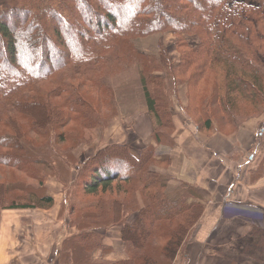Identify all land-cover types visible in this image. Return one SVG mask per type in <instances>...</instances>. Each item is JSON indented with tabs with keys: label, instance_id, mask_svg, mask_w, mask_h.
<instances>
[{
	"label": "trees",
	"instance_id": "trees-1",
	"mask_svg": "<svg viewBox=\"0 0 264 264\" xmlns=\"http://www.w3.org/2000/svg\"><path fill=\"white\" fill-rule=\"evenodd\" d=\"M51 1L26 0L17 7L22 10L0 15V166L14 168L36 181L0 184V208L50 206L53 198L44 194L48 174L64 178L72 190L73 184H82L88 194H94L99 187L107 188L113 181L121 183L118 191L127 194L125 185L132 182L129 199L108 204L110 215L104 213V219L97 220L96 212L82 214L85 220L78 222V234L67 239L75 256V261L73 258L67 264H88L87 253L101 245L100 228L110 226L121 227V239L126 244L128 258L120 264L139 261L147 234L155 232L156 227H151L156 220L171 222L181 217L182 227L166 235L164 254L168 255L162 264H171L187 234L202 217L205 204L193 186L170 184L165 171L170 156L157 155L154 148L144 145L133 153L126 142L93 147L89 155H82V141L65 149L58 144L70 136L82 139L83 135L76 136L69 130L70 124L89 138L95 131L104 130L116 116L113 92L106 80L127 69L129 62L146 61L133 47L140 31L173 33L175 43L165 67L152 69L156 78L165 76L166 69L169 79L186 76L191 95H187L188 103L182 112L196 127L208 130L214 122L220 133L229 136L247 117L260 116L264 110V0H183L182 6L176 5L177 0H55L56 6L50 8ZM154 2L174 9L175 14L170 13L177 20L166 23V13L143 18L154 12L149 7ZM120 6H125L126 11L120 12ZM4 17L14 22L9 24ZM14 23L20 26L13 29ZM73 33L74 38L68 39ZM18 52L26 56L18 58ZM27 57L36 62L35 70L27 65ZM56 60L59 64L49 70ZM211 70L216 77L207 87L202 86L196 98L190 86L201 85L198 80ZM142 71L146 72V65ZM140 74L148 132L158 145L161 138L168 140L174 133L172 103L166 95L153 96L147 89L148 78ZM176 84L169 86L170 94L176 92ZM83 89L94 92L97 99L91 100L95 95H86ZM240 102L251 105L253 112L242 116L236 108ZM83 206L76 198L70 208L79 211ZM144 216L150 224L144 223ZM257 231L250 225L233 239L231 253L225 255L228 264H236L237 260L238 264H249L246 260L264 264L257 259L264 257V235L263 244L245 239ZM236 252L243 257H234ZM142 264L158 262L152 257Z\"/></svg>",
	"mask_w": 264,
	"mask_h": 264
},
{
	"label": "rangeland",
	"instance_id": "rangeland-1",
	"mask_svg": "<svg viewBox=\"0 0 264 264\" xmlns=\"http://www.w3.org/2000/svg\"><path fill=\"white\" fill-rule=\"evenodd\" d=\"M23 1H26V0H0V15L2 12H14L16 10H22L21 8L17 9V7H20ZM54 1L55 0L51 1L50 8H53L56 6ZM134 1H138V0H134ZM182 1L183 0L181 1L177 0V4L176 3L175 4L182 6L184 4ZM149 7L154 12L149 16L143 15V18H149V19L156 18L157 14L158 16H161L163 13H166L168 15L166 23L168 22L169 19L174 22L177 20L176 17H174L170 13L172 12L173 14H175V10L172 9L171 7L166 8V5H163L161 2L151 3ZM119 10L120 12H124L126 11V8L125 6H122V7L120 6ZM170 15H172L173 17ZM129 16H130L129 14L126 15V17H129ZM6 19L7 18L4 17L5 22L9 24H12L14 22L13 19L12 20H6ZM49 23L50 22H48V24ZM18 26L20 25L14 23L13 29H16V27ZM49 27L54 28V24L53 23L51 25L49 24ZM74 33L71 36L68 35L67 36L68 39L74 38L73 37ZM21 37L24 38V36L22 35ZM138 37L139 38H135L133 40V44H134L133 47L141 55L145 56L146 61L135 60V61L129 62L127 63V66H128L127 69H125L124 71H120L119 73H115L111 75L106 80V82L111 87L112 92H113V101H114L113 106L115 107L116 116L114 118L112 117L110 121L107 122L108 124L106 125L104 130L102 128L100 130L95 131V134H93L92 137L90 136L89 138L85 132L78 130L76 126L70 124L68 126L69 130L74 135L76 136L78 135L79 137H82L83 135V137L82 139H79V138L75 139L76 137L70 136L67 139H64L63 142H60V144H58L60 148L65 149L67 147L74 145L75 143L79 141H82L83 144L79 146V148H83L82 155H86V154L89 155L92 153L91 149L93 147H99L103 144H109L115 141H123V142L127 141L126 145L130 147V149L132 148L133 153L136 152L139 147L144 145L145 147L154 148L157 155L171 157V155L174 152L173 144H171V141H174L173 135H170V137L168 136L169 137L168 140L163 141L161 138L160 139L161 144L158 143V145L156 141L155 142L153 141L154 145L145 144L151 141V137L148 132V129H149L148 123L145 118V115L147 114V112L144 113L143 111H141V109L144 108V106L146 105V98H145V93L143 89V83H142L143 81H142V77L140 73L143 72V74H145V78H148L146 82L147 89L152 91L153 96L157 94L168 96L167 100H169V102L172 103V106L170 108V113L172 115V118H173V115H175V113L179 110L178 104L185 107L186 99L188 101L187 95L188 94L191 95L190 92L188 93V82L186 81V76L178 77L180 80H185V81H180L178 79L174 80L175 79L174 77L173 79L172 77H170L169 79L168 74L166 72L167 69L165 70V76L163 75L160 78H156L155 76L156 74H154L155 69H152L154 67H160V65L165 67L167 57L171 56L172 54L171 49L175 43V37L173 36L172 32L170 31L166 32V30L140 31V34ZM20 43H21L20 46L24 49V45H23L24 43L22 41H20ZM2 45H3V39L0 35V50H1ZM24 52H18L16 56L18 58H24V56H26ZM25 60L28 61L27 65H29V68L35 70L36 62L30 61L28 57L25 58ZM49 63L51 64L52 61ZM58 64L59 62L56 60V63L53 66H48L49 70H52L51 68H53L55 65H58ZM144 65H146V72L142 71V68ZM207 72L208 73L206 77L198 80L199 83H202L201 85H197L195 87L190 86V90L193 91L192 93H194L193 95H195L196 98H198V96L201 94V90L204 87H207L208 84H211V82H213L212 80L216 77V75L214 74V71L211 70L210 72L209 71ZM176 82H177L176 87H175L176 92L170 94L168 92L170 91L169 86ZM148 83L150 85H148ZM84 90H86L85 91L86 95H87L86 92H88L90 96L95 95V93L90 91L89 89H83L82 91L84 92ZM96 96L97 95L92 97L91 100L97 99ZM236 108L238 109L237 111L244 117L249 115L250 112L252 113L254 109L251 105L247 104L246 102L238 103ZM39 109L40 108L38 107L37 110ZM39 113L44 117V113L41 111V109ZM244 121L256 123L261 126L262 123L264 122V110L260 116L257 115V116L247 117ZM22 123H23L22 125H25L26 121L23 120ZM233 135L229 137H233ZM34 141L39 142V140H36V139H34ZM178 142H179V146L181 147V149L178 152L185 151L184 149H186V144L184 143L180 144L182 142L181 139L178 140ZM170 148H172L173 150ZM190 157H194V159L196 160V158L202 157V155H200L197 151H194L192 156ZM179 160H180V163L184 165V168L181 170L180 174L182 177L186 178V161L182 160V154ZM169 164H170V161L165 171L168 170ZM225 179L226 178H223V183ZM19 181L36 183V181H32L30 177H26L25 175L21 174L18 170L14 168L0 166V184L6 185L12 182H19ZM44 184H45L44 194L50 195L53 198V202L50 206L34 207V208H3L2 207L0 208V219H2L4 222H7L11 225H13L14 223L10 221H15V225L17 226V224L19 225L18 223L19 219L25 220L27 219V217H30L32 219V222L28 224L26 222L28 231L26 232L25 230L24 234L28 233L31 241L35 242L36 245L38 241L40 243L45 244L46 238L48 241L50 234H52L53 241L52 240L50 241L53 246L55 243H57L54 240L58 238L57 235L60 229L63 233H65L66 229H68L72 232L76 231L78 234L79 228H76V227L79 221L81 222L85 220L82 217L83 216L82 214H84V212L98 213V217H96L97 220L104 219L105 217L104 213H106V216L110 215V212L106 209V206L114 201H119L124 198L129 199L130 187L134 185V183L132 182L126 183L125 189H127V194H125L124 192L118 191L117 189V186H120L121 183L117 181H113L112 183H110V186H108L107 188L102 189L101 187H99L94 194H88L86 192L84 193L82 184L78 186L73 184L72 185L73 190H72V189L67 188L69 185L67 186L65 185L64 178L62 177L60 178L58 176L49 175V174L46 177ZM211 188H213L215 192H217L218 189L221 190L222 186L213 185L211 186ZM17 193L19 194V192ZM76 198H78L80 202L84 204L82 208L83 210L82 213H81L82 210L73 211L70 208V206H72L73 203L76 201ZM67 203L69 204L67 205ZM203 203L205 204L204 200H203ZM64 207H66V209H64ZM226 208H227L226 209L227 212L225 213L226 215L224 217L226 218L232 217L233 219L236 217L237 218L241 217L240 219H244V220H240L238 222L237 220L232 219L231 221H229V219L224 218L225 219L224 223L219 225V231H218L219 233L227 232L228 234H230V232L232 231L233 234H235L234 232H237L239 236V232L241 233L245 229L243 224L246 219L251 222V227L256 226V229H258L259 231L255 232L254 234L250 235V237L245 238V239L263 244L262 235H264L263 233L264 232V214H262L259 208H255V207L247 208L246 206L234 207L231 204H228ZM56 212L58 216L60 217V222H62L61 224L57 223L56 221H53V224L52 222H50L51 217L53 218L56 215ZM11 217L12 219H10ZM258 217H260V219H258ZM127 218L128 217L126 216V219ZM181 220H182L181 217L180 218L178 217L172 220L171 222L163 220V219L156 220V223H154V226L151 227L152 229L156 227V229L154 230L155 232H153L152 234L150 233L147 234L148 235L146 238L147 243L144 249L142 250L143 257L139 259V261L135 260L131 264H140V263L142 264L144 260H149L152 257H156V261L158 262V264H162V262L166 259L168 255L167 253L164 254L165 253L164 246L166 242L168 241V239L166 238V235H168L167 234L168 232L179 230V228L182 227ZM199 221L192 228V230H190V232L187 234L182 245L190 237V233L193 232L194 229H196L197 225L199 224ZM144 223L147 225L150 224L146 216H144ZM111 228L112 226L102 227L100 229L107 231ZM159 228H161V230H158ZM163 229H164V232L162 231ZM101 234H102V231L100 230L99 236ZM136 235H138L137 232H136ZM226 237L228 236L222 235V238H226ZM170 241H173V239H170ZM68 244L69 243L67 242V239L62 241L63 249H62V256L60 258V264H65V263L67 264L68 262L70 263L73 262V259L69 261L66 257L67 256L66 252L67 250L70 249ZM228 245H225L224 247V254L227 256H229L231 253L230 252L231 246H228ZM49 249L51 250V247H49ZM96 249L97 248H94L93 251ZM93 251H91V253H87L88 264H94L95 262V259L93 257V254H94ZM51 252L53 253V250H51ZM259 252L260 251L258 250L257 254ZM257 259L260 261L263 260L264 262V257L258 256ZM125 260L126 259H124L123 261ZM74 261H75V258H74ZM123 261L113 260L112 262L110 261L105 262V260H103V264H120ZM246 261L252 263L251 260H246ZM95 264H99V263L96 261Z\"/></svg>",
	"mask_w": 264,
	"mask_h": 264
},
{
	"label": "crops",
	"instance_id": "crops-1",
	"mask_svg": "<svg viewBox=\"0 0 264 264\" xmlns=\"http://www.w3.org/2000/svg\"><path fill=\"white\" fill-rule=\"evenodd\" d=\"M187 103L186 99V105ZM178 105L179 110L173 115L174 152L170 157L166 174L170 179V184L174 186H179L183 182L193 186L203 198L205 209L196 229L190 233V237L178 250L171 264H228L225 260L224 247L228 244L232 247L233 239L235 240L238 234L237 232L233 234L232 231L230 234L218 232L219 225L223 224L226 218L224 216L227 212V205L255 207L264 214V124L260 126L244 121L233 133L234 135L231 134L233 137H229L231 135L226 136L220 133L214 122L208 130L200 126L196 127L183 114V106ZM141 111L147 112L146 105ZM180 139L182 140L180 144H186L183 152H178L181 149L178 142ZM124 142L127 143V141ZM145 144L154 145V142L151 139ZM194 151L202 157H195L196 160L190 157ZM181 154L182 160L186 161V178L180 174L184 168L179 160ZM258 171L259 173L255 176ZM223 178H226L224 183ZM213 185L222 186V188L215 192L211 188ZM56 215L51 217L50 222L53 224V221H56L61 224L57 212ZM240 218L226 219L238 222L244 220ZM10 222L14 224L11 225L0 219V264H60L62 241L77 234L76 231L72 232L68 229L63 233L60 229L58 238L54 240L57 242L54 246L50 241H53L52 234L48 241L46 238L45 244L38 241L36 245L31 241L28 233L24 234L25 230L28 231L27 224L32 222L30 217L25 220L19 219L17 226L15 221ZM250 225L251 222L245 219L243 224L245 229L239 234L246 232ZM101 231V245L93 251L94 264L96 261L103 264V260L112 262L127 259L126 244L121 239V227L115 226L107 231ZM222 235L228 237L222 238ZM66 253L67 259L71 261L74 257L72 251L69 249ZM233 256L243 257L240 252L234 253Z\"/></svg>",
	"mask_w": 264,
	"mask_h": 264
}]
</instances>
